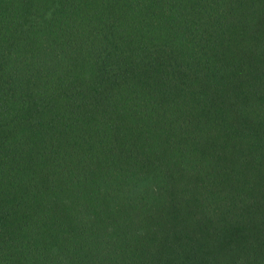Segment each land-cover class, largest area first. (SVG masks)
<instances>
[{
  "label": "trees",
  "instance_id": "16d2710c",
  "mask_svg": "<svg viewBox=\"0 0 264 264\" xmlns=\"http://www.w3.org/2000/svg\"><path fill=\"white\" fill-rule=\"evenodd\" d=\"M0 264H264V0H0Z\"/></svg>",
  "mask_w": 264,
  "mask_h": 264
}]
</instances>
